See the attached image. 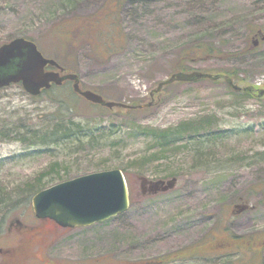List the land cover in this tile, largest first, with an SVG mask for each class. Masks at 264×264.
Segmentation results:
<instances>
[{
  "label": "rangeland",
  "instance_id": "rangeland-1",
  "mask_svg": "<svg viewBox=\"0 0 264 264\" xmlns=\"http://www.w3.org/2000/svg\"><path fill=\"white\" fill-rule=\"evenodd\" d=\"M116 1L0 0V44L30 39L82 89L132 105L149 101L182 49L206 42L233 55L195 58L183 71L232 72L253 90L201 78L167 85L151 106L108 109L70 81L62 96L0 88V264H160L178 250H212L230 234L248 239L247 248L165 264H264V247L255 248L264 237V0ZM107 6L123 34L109 50ZM83 18L104 19L69 44L63 27ZM52 129L61 136L43 140ZM115 168L129 193L125 211L78 227L34 217L38 190ZM172 178L171 188L156 186ZM19 246L23 258L7 260Z\"/></svg>",
  "mask_w": 264,
  "mask_h": 264
},
{
  "label": "water",
  "instance_id": "water-1",
  "mask_svg": "<svg viewBox=\"0 0 264 264\" xmlns=\"http://www.w3.org/2000/svg\"><path fill=\"white\" fill-rule=\"evenodd\" d=\"M47 65L58 70H47ZM61 72L63 69L57 62L44 57L31 40L15 37L0 45V87L20 82L26 92L37 95L42 89L49 88L51 83L58 85L68 79L73 80V91L92 103L107 108L129 107L125 103L105 100L90 90L80 89L76 74ZM200 77L216 79L218 75L199 71L175 72L160 81L150 95L173 81ZM225 80L232 89H240L229 77H225ZM174 182L173 178L166 181L161 190L171 188ZM31 205L37 218H50L62 227L84 226L124 211L128 207V194L123 175L115 168L84 174L46 187L32 196Z\"/></svg>",
  "mask_w": 264,
  "mask_h": 264
},
{
  "label": "trees",
  "instance_id": "trees-1",
  "mask_svg": "<svg viewBox=\"0 0 264 264\" xmlns=\"http://www.w3.org/2000/svg\"><path fill=\"white\" fill-rule=\"evenodd\" d=\"M114 3L112 4V5H114L113 7H115V5H117V1L115 0ZM106 9H107V12H105V13H106V18H107L106 21H107L108 27H107V30L103 33V35H106V33H107V39L110 38L113 41V42H110L107 44V50H109L113 46H116V44L118 42L122 43L123 34L121 32V29H119L115 23L114 16L116 14V9L109 8L108 6ZM77 18H79V17H77ZM103 19L92 18L88 22L87 19L83 18L80 21L75 20L72 23L67 24L66 26H68V28L66 26L63 27L65 29L66 33L68 34L66 36L65 40H67L68 43L71 44V42H72L71 38L72 39L74 38L77 31L84 32L85 34H89L90 36H92V31H94L98 28L97 24ZM103 35H102V32L100 31V36H103ZM125 37H126V35H125ZM100 39H98V40H100ZM62 43H63V41H62ZM62 47H65V46H62ZM246 50H250L249 45H246ZM215 52H217L222 58H228V57L233 55V53L223 52V51L219 50L218 46L215 44H210V43H206V42H197L196 44H193L191 46H187L186 48H184L180 51V53L177 55V57L171 63V72L188 70V69H190L188 66V63L190 62V60L195 59V58L196 59L201 58V57L205 58L207 56H211V55L215 54ZM217 74L220 78L223 77L224 75H227L232 79L234 77H236L234 75V73H232V72H228L227 74H224V73H217ZM63 86H65V85H61V86H54L53 85L50 87V89L44 90L43 93H49L50 91L55 90L60 96L64 95L65 93L68 94L69 92H68L67 88L63 87ZM165 87L166 86H164L163 88H165ZM137 105L138 104L132 103L131 106H133V107L128 108V109H134V107ZM36 132H38V131H36ZM59 134H61L60 129H57V130L52 129V130L42 134L41 137L45 141H48L50 138H53V140H55L56 138L61 136ZM34 137H35V133H34V136L31 137V139H33ZM42 139H40L41 142H43ZM172 141L174 142V140H171V141H168L167 143H171ZM256 240H257L256 244H258L257 247H259V250H260L261 248L264 247V237H263V239L261 241L262 243H260V245H259L258 238ZM219 243H220V246L213 248L212 250H206L203 248L194 249V248L190 247L186 253H181V251L178 250V251H175L172 253H168L165 256L159 257L157 259V261L160 264H165L166 262L175 260L181 256L212 257V258L221 257L227 253H230V252H237L240 249H242L243 247H244V249H246L247 245L249 243V240L244 239L242 236H239V235L230 234V236L228 237V243H225L224 241H220ZM242 243H244V245H242ZM233 249H236V250L233 251ZM155 263H156L155 259L151 260L149 262V264H155ZM244 263H248L247 258L245 259ZM225 264H230V263H225Z\"/></svg>",
  "mask_w": 264,
  "mask_h": 264
},
{
  "label": "flooded vegetation",
  "instance_id": "flooded-vegetation-1",
  "mask_svg": "<svg viewBox=\"0 0 264 264\" xmlns=\"http://www.w3.org/2000/svg\"><path fill=\"white\" fill-rule=\"evenodd\" d=\"M262 39H264V35L261 36ZM41 220H49L48 218H44V219H41ZM36 237V236H35ZM34 237V238H35ZM18 249L19 250V253H17L15 256H14V253L11 254V256L8 254L6 256V259L9 260V261H19L20 259H22V255L25 253V250L23 251H20L22 249V246H19L17 248H15V250ZM35 257V256H34Z\"/></svg>",
  "mask_w": 264,
  "mask_h": 264
}]
</instances>
